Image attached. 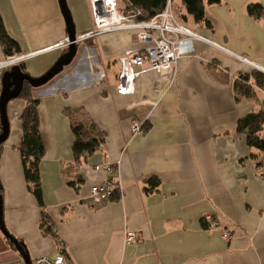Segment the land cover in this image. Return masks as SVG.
I'll use <instances>...</instances> for the list:
<instances>
[{"label":"crops","instance_id":"crops-1","mask_svg":"<svg viewBox=\"0 0 264 264\" xmlns=\"http://www.w3.org/2000/svg\"><path fill=\"white\" fill-rule=\"evenodd\" d=\"M174 1L180 5L173 7ZM66 2L76 35L89 32V0ZM251 4L264 10V0L205 5L211 24L206 29L173 0L175 18L222 49L195 40L194 53L178 60L163 90L147 73L136 81L135 94H116L118 58L138 48L126 31L81 42L61 74L33 89L44 148L43 210L56 237L42 231L41 208L24 179L18 150L24 102L8 103L9 134L0 154L2 217L32 264L60 252L68 264H264V152L249 149L244 135L235 132L241 117L264 110V89L240 100L232 90L240 74L264 73V16L248 15ZM0 17L19 54L39 52L19 65L31 77L42 76L66 50L56 47L67 38L57 0H0ZM132 120L143 123L142 133H131ZM71 121L105 134L101 148L79 167ZM151 179L159 181L158 189L146 193ZM79 180L76 191L69 183ZM107 180L121 195L94 203L91 187ZM205 217L218 227L204 224ZM126 230L140 232L142 242L125 244ZM0 264H25L1 231Z\"/></svg>","mask_w":264,"mask_h":264},{"label":"built area","instance_id":"built-area-1","mask_svg":"<svg viewBox=\"0 0 264 264\" xmlns=\"http://www.w3.org/2000/svg\"><path fill=\"white\" fill-rule=\"evenodd\" d=\"M89 9L92 20V29L85 33L76 35L75 43L80 44L99 35L126 31L135 37L138 48L128 50L118 58L119 72L117 74L116 94L130 96L135 94L136 81L147 73L155 75V86L159 90L170 85L175 77V66L183 57L194 53L193 42L201 40L211 43L222 49L211 41L198 35L182 22L178 21L171 8L170 0L165 8L154 17L147 20H137L135 14H125L119 6L118 0H89ZM69 45L68 38L64 39L56 47L66 49ZM39 52L26 55L14 53L0 59V97L2 89V76L14 66H19L26 59L35 56ZM242 62L253 66L247 60L238 57ZM104 78V75L100 73ZM132 134H140L144 131L143 123L132 120L130 123ZM1 133V128H0ZM100 170L99 167L95 168ZM107 174L111 173L108 166L101 168ZM112 182L105 181L102 184L93 185L90 189V197L94 203L101 204L110 199L112 194ZM118 192L121 194V188ZM209 226L218 227L210 217H205ZM224 238L230 239L228 232L223 233ZM124 243L136 245L142 242L143 235L138 231L126 230L123 234ZM33 264H68L63 254L58 253L54 257L46 256L36 258Z\"/></svg>","mask_w":264,"mask_h":264},{"label":"trees","instance_id":"trees-1","mask_svg":"<svg viewBox=\"0 0 264 264\" xmlns=\"http://www.w3.org/2000/svg\"><path fill=\"white\" fill-rule=\"evenodd\" d=\"M122 1V0H120ZM125 5L119 2V6L125 14H140L136 16L137 20H147L161 12L168 0H124ZM173 0H170V4ZM187 16L191 17L195 24L202 25L206 29H211V24L205 14V5H220L225 0H179ZM247 13L255 18L264 16V10L259 4H251L247 7ZM0 46L5 56L19 53V46L6 31L3 21L0 17ZM78 46V45H77ZM66 50H64L65 52ZM264 89V73L257 70L249 74H240L232 82V90L236 100L251 99L256 96L257 90ZM33 88L28 83L23 84L22 91L17 99L24 102V108L19 116L22 130V139L19 145V153L22 160L24 179L28 191L35 197L41 208L40 227L42 231L53 237L56 233L53 230L49 217L43 210V201L41 185L39 179V164L44 156V148L41 140L39 118L37 114L38 99L33 97ZM71 118V111H65ZM264 110L250 112L241 117L235 126L237 134L244 135L246 144L249 149L264 152ZM72 155L74 164L79 167L85 160L98 151L105 142V134L96 129L92 124L71 121ZM3 144H0V154ZM264 176V173H263ZM81 181L76 183L70 182L76 191L80 188ZM112 194L110 199H118L121 195L118 192V185H112ZM149 188L145 189L146 193H153L158 189L159 181L151 179ZM0 197L2 199V186L0 183ZM204 224L205 218L203 220ZM206 225H209L206 223ZM25 249L24 244L19 241ZM63 254V252H60ZM64 256V254H63ZM65 257V256H64ZM66 259V258H65Z\"/></svg>","mask_w":264,"mask_h":264},{"label":"water","instance_id":"water-1","mask_svg":"<svg viewBox=\"0 0 264 264\" xmlns=\"http://www.w3.org/2000/svg\"><path fill=\"white\" fill-rule=\"evenodd\" d=\"M61 14L64 18L67 30V38L69 45L66 51L58 58L53 66L47 70L40 77H31L27 73L23 72L19 66H14L11 70L5 72L2 76L1 84V97H0V144L5 143L9 134V122L7 118V105L13 100L17 99L20 92L22 91L23 84L28 83L31 88L36 89L42 87L53 80L56 76L61 74L65 68H67L74 60L78 44L75 43L76 31L72 21L71 14L67 7L66 0H57ZM0 231L5 238L11 242L16 251L20 254L25 264H32L26 250L19 243L17 239L11 236L5 228L3 217H2V199L0 197Z\"/></svg>","mask_w":264,"mask_h":264},{"label":"rangeland","instance_id":"rangeland-1","mask_svg":"<svg viewBox=\"0 0 264 264\" xmlns=\"http://www.w3.org/2000/svg\"><path fill=\"white\" fill-rule=\"evenodd\" d=\"M175 5H180L177 1H174L173 2V7L175 6ZM177 10H178V8H177ZM178 12V11H177Z\"/></svg>","mask_w":264,"mask_h":264}]
</instances>
